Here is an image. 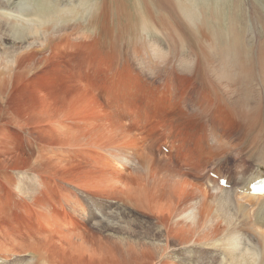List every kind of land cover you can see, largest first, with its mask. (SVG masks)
Masks as SVG:
<instances>
[{"label":"rangeland","instance_id":"obj_1","mask_svg":"<svg viewBox=\"0 0 264 264\" xmlns=\"http://www.w3.org/2000/svg\"><path fill=\"white\" fill-rule=\"evenodd\" d=\"M122 1L106 10V0H91L104 24L91 10L85 31L79 8L39 34L28 17L1 12L0 25L17 34L0 47L23 57L0 59V264H123L118 248L135 241L141 214L153 215L144 204L151 195L172 206L168 227L197 216L186 224L195 240L205 232L203 204L264 171L263 115L242 108L258 107L256 95L234 90L235 98L213 58L217 31L226 36L246 13L264 17V0ZM262 30L246 36L255 53ZM65 36L70 44H59ZM171 164L181 169L174 177ZM182 184L192 195L170 204Z\"/></svg>","mask_w":264,"mask_h":264},{"label":"bare ground","instance_id":"obj_2","mask_svg":"<svg viewBox=\"0 0 264 264\" xmlns=\"http://www.w3.org/2000/svg\"><path fill=\"white\" fill-rule=\"evenodd\" d=\"M69 1L72 3L70 6L72 11L79 8V13H77L83 20L81 23V30H90L89 19L91 20V10H94L98 23L103 26L104 23L100 20L99 6L92 7L91 0ZM74 1H78L77 6ZM106 2V10H108L109 4L112 5L114 3H119L122 7L124 1L106 0ZM59 3L58 0H0V15L2 12V14L14 15L20 18H24L25 16L28 17L29 22L34 23L37 26L34 27L32 34H39L43 29L42 26L49 23L52 28L49 31H55V27L59 26L58 22H61L62 24L65 21L64 17L70 9L69 6H62L59 5ZM104 8L105 6L102 8V13ZM112 8L115 10L116 6H111L109 14L110 11H112ZM121 10L122 9L120 8V11ZM245 18V23L238 22L236 28L228 29L226 36L217 31L216 40L218 44L213 52L215 66L217 65L215 69L218 70L217 76L220 77V80L223 79L226 82L229 79L232 81V83L228 85L229 88L233 87L232 93L235 98L237 95L234 90H237L238 94L244 90L247 93H254L256 95L258 107H252L249 103L248 106H242V108L245 109L246 112H261L264 120V74H258L256 76L255 72L258 66L264 65V17L255 11L253 14L246 13ZM231 21L235 23L238 20L236 21L233 18ZM259 24L263 26V30L259 35V45L255 53L247 44L246 36L251 30H257ZM20 25L23 24L21 23ZM61 29H63V26ZM16 34L15 30L9 28L3 29L0 25V43L4 39H8V41L13 40L12 37ZM1 35L3 37H1ZM65 37L66 38L58 37L62 38L58 43L62 44L63 42L66 45H69V39L67 36ZM12 48L0 47V53H2L0 59L4 58V56L7 58L13 55L14 61L8 62L17 63V60L21 56L23 57V53L20 54L16 52V49L14 50ZM153 51L156 56H163L161 51L154 49ZM36 52L41 53L40 51ZM223 55L225 56L223 57ZM12 70L13 68L11 71ZM236 70L240 71L241 76L234 74ZM26 72L28 71H25V73ZM1 76H5V74L0 70V88L6 84L7 80V78L1 79ZM248 98L249 96H245V100H248ZM231 103L234 108H237L238 105L236 100ZM262 146L264 147V143ZM262 146H259L261 148V158L258 159L264 164V150ZM153 163L152 165L155 164L157 167L155 168L158 169V164L156 162ZM166 167L163 169H166ZM176 167L177 166L173 164L169 165L166 169L169 173L168 175L174 177L177 175V170L181 171V169L176 170ZM146 172L148 171L146 170ZM262 179H264V171L263 173L261 170L256 173H251L250 177L235 181L234 187L231 186L230 190L221 189V191H219L220 196H213L212 199L209 200L211 202L207 201L204 203L200 212L199 221L202 222V231L205 232H202V234L200 233L202 237L199 236L195 240H192L195 236L190 234L192 229L186 230V224L190 221L191 225H195L198 219L197 216L193 217V213L189 212L184 217L185 221H177L172 225L169 224L170 226L168 227L163 218L164 211L171 213L172 206L167 207L164 210L161 209L162 206L166 205H164L161 200L157 201L158 199H156L154 201V197L151 195V199L144 200V204L148 205L150 208L148 211L150 213L152 212L153 215L141 214L142 218L146 219V223H142L139 230H135L131 233L132 237L135 238V241L123 242V247L118 248L121 253H119L120 257L123 258V264H152V262L155 261H157V264H264V233L258 231L264 229V186L262 185L260 188L263 192L259 191L256 193L252 192L251 187L253 183L259 182ZM177 187L178 188H174L175 191L173 192V196L170 197V200L172 201L170 204L173 202L178 203L180 200L185 201L192 195V193L185 190L186 186L183 185V187ZM223 190L225 191L223 192ZM238 191L243 194V198L246 201L245 205L235 202L234 195L235 192ZM203 196L209 198V192L207 193L206 191ZM137 205L138 208H142L143 202L141 197L140 199L137 198ZM250 217L252 218L251 222H248ZM189 235L192 236L189 238ZM250 237L252 238L250 239ZM160 239H164L165 245L159 244L157 240ZM188 244L191 245L186 247ZM187 251L189 253H187ZM124 254H127V258L123 257ZM189 255L190 257H187ZM126 259H130L132 262L126 261Z\"/></svg>","mask_w":264,"mask_h":264},{"label":"crops","instance_id":"obj_3","mask_svg":"<svg viewBox=\"0 0 264 264\" xmlns=\"http://www.w3.org/2000/svg\"><path fill=\"white\" fill-rule=\"evenodd\" d=\"M84 86V85H83ZM85 87V86H84ZM101 152H102V150H101Z\"/></svg>","mask_w":264,"mask_h":264}]
</instances>
